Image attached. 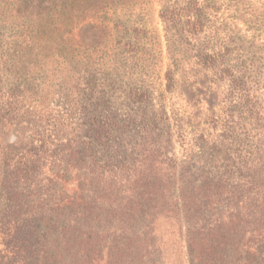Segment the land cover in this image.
<instances>
[{"label": "trees", "instance_id": "trees-1", "mask_svg": "<svg viewBox=\"0 0 264 264\" xmlns=\"http://www.w3.org/2000/svg\"><path fill=\"white\" fill-rule=\"evenodd\" d=\"M203 10L190 0L160 17L192 26ZM104 104L88 99L87 126L52 160L45 144L0 153V264H264V135L178 160L165 109L124 118Z\"/></svg>", "mask_w": 264, "mask_h": 264}, {"label": "rangeland", "instance_id": "rangeland-1", "mask_svg": "<svg viewBox=\"0 0 264 264\" xmlns=\"http://www.w3.org/2000/svg\"><path fill=\"white\" fill-rule=\"evenodd\" d=\"M188 1L0 0V79L11 104L0 111V153L45 144L52 160L54 145L87 126L91 96L124 118L165 109L178 160L262 137L264 0H199L194 30L187 16L160 17ZM139 89L150 101L129 104Z\"/></svg>", "mask_w": 264, "mask_h": 264}]
</instances>
